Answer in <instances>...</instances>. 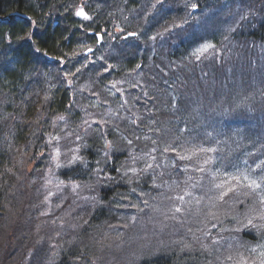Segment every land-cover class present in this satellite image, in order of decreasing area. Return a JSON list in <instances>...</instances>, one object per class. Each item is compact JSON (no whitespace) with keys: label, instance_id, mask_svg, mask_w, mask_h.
<instances>
[{"label":"trees","instance_id":"1","mask_svg":"<svg viewBox=\"0 0 264 264\" xmlns=\"http://www.w3.org/2000/svg\"><path fill=\"white\" fill-rule=\"evenodd\" d=\"M143 1L0 0V264H92L98 258L96 249H105L104 242L115 239L116 225L127 217L123 216L140 209H133L139 189L151 190L170 178L177 182L190 169L205 178L212 175L208 167L198 166L205 160L203 152L210 153L211 147L210 140L199 136L193 126L197 117L193 106L202 116L200 122L211 114L220 119L214 111L221 108V102L213 83L232 88L234 82L239 84L238 78L243 80L262 65L264 10L259 11L264 0H180L175 2L177 11L172 4L158 19L145 14L147 7L154 9L162 1L172 0ZM238 1L241 7L232 28L195 31L179 38L180 32H185L180 26L195 28L206 10L212 11L207 14L212 22H229L232 14L224 18L225 12L235 11ZM114 2L119 9L112 6ZM80 10L89 19L82 18ZM12 11L29 18L12 15ZM128 12H133L131 21ZM145 20L150 23L145 25ZM118 26L124 35L135 33L129 40L119 38L132 44L120 48L119 58L85 64L82 51L96 39L90 32L113 31ZM46 54L55 57L54 62ZM59 59L65 61L66 72ZM124 70L129 78L118 79ZM76 71V78L104 99L109 98L107 86L119 89V100L114 96V101L120 109L108 111L102 98L98 105L91 99L82 102L84 96L74 91L66 74L75 78ZM51 77L54 81L50 83ZM232 92L224 100L227 106ZM191 95L202 107L194 104ZM255 98L258 102H253V107L263 110L264 93ZM94 104L104 112L91 118L96 124L88 126L87 137L81 114L95 111ZM249 118L248 110L236 109L221 124L229 133L232 126L240 127L243 139L251 140L261 130L251 127ZM68 124L85 137L79 140L76 132L62 129ZM228 144L221 138V146ZM251 148L253 154L264 155L258 143ZM239 161L237 166L243 162ZM182 164L188 165L186 170L181 169ZM237 168L232 171L233 181ZM246 169L248 175L256 176L257 167ZM222 177L231 179L228 174ZM242 184L237 190H247L256 203L247 196L229 209L230 198L225 194L215 208L219 214L229 212L223 221L205 217L191 230L176 234L180 237L166 235L177 241V246L138 264H219L216 254L225 264H264V187L252 193L247 179ZM91 187H95L93 191ZM124 193L133 196L126 207L123 204L129 198ZM92 198L99 200L101 207L78 206L67 214L75 204H89ZM124 209L126 214H121ZM14 213L20 214L18 218L23 215L19 219L23 224L7 225ZM62 213L66 220L54 221L53 217ZM61 222L76 231L61 239L63 233L53 228ZM205 243L212 247L229 243L232 247L211 254L200 248ZM183 244L191 247L179 252ZM227 252L231 255L225 258L222 254Z\"/></svg>","mask_w":264,"mask_h":264},{"label":"rangeland","instance_id":"2","mask_svg":"<svg viewBox=\"0 0 264 264\" xmlns=\"http://www.w3.org/2000/svg\"><path fill=\"white\" fill-rule=\"evenodd\" d=\"M145 1V0H144ZM143 1V2H144ZM179 3L180 0H172V1H162L159 6H153L151 8L150 6L147 7V10L145 12L146 15H151L153 18L158 19L161 18V14L165 12V9L173 4V8L175 11L178 10L177 3ZM151 2V1H150ZM114 8L117 4L116 2L111 3ZM150 4V3H148ZM153 4V2H151ZM191 5H194L193 2H191ZM241 7L240 1H238V4L235 6V11L231 12V10H227L225 13L224 18L230 16V20L227 23H220L216 19V23L212 22L210 18H208L207 14H211L212 11H205L203 18H200L198 22L194 27H186L185 25H181L183 32H180V39H184V36H188L190 34H194L196 31L197 33H206V31H215L218 29L223 28L226 26L227 30L232 28L231 24L235 22L236 18L239 16V9ZM116 9H119L118 7ZM264 10V7L260 9V13ZM133 12H128L129 21H131L130 17H134L132 14ZM180 15V14H179ZM177 19H179L177 16H175ZM181 17V15H180ZM86 19H89L86 18ZM145 20L144 24L147 25L148 22ZM139 23V22H137ZM136 23V24H137ZM185 24V23H184ZM228 24V25H227ZM178 26V25H177ZM121 27L118 26V28L113 29V31H110V35H107L103 38L102 42H100V45L95 43L97 50L94 55L89 56L84 54L83 55V62L85 64H92L97 63L98 61L106 60L109 62L112 59H115V56L118 57L120 52V48L125 46V44H128L127 46H130L132 42H123V40H119L120 36H123L124 34L120 33ZM164 30V29H162ZM225 30V29H224ZM124 32V30H123ZM132 32V31H130ZM173 32V31H171ZM109 34V33H108ZM129 34V33H128ZM131 37V36H130ZM126 38V39H125ZM124 40H129L130 38L125 37ZM90 46H86L83 49V53L88 49ZM200 48V47H199ZM197 48L198 51L200 49ZM105 52V53H104ZM120 57V56H119ZM118 57V58H119ZM60 66H63L66 72V63L63 59H59ZM64 63V64H62ZM108 68V67H107ZM106 68V69H107ZM113 68V66H111ZM82 73H84V68L81 69ZM57 72V69H56ZM90 72V71H88ZM86 73V72H85ZM248 73V72H247ZM40 75L44 76V73H39ZM68 77L73 78L70 76V72L66 73ZM78 74H81L78 72ZM249 76L245 75L243 76V80L240 78L237 79L239 82L238 85H235L234 87H228L223 83L224 85H220L217 82L213 83V86L216 88L215 93H218V101L221 102V108L216 111V108L214 111L218 114L217 119L213 117L211 114L210 118L202 120L200 122V117H202L200 114L197 113V108L193 106V113L197 117L193 119L194 121V128L198 130V135L203 136L205 140H210V147H211V154L207 152H203L202 157L205 158V160H201V162L198 163L199 168H209L212 170V175L208 176L206 180L203 179V174H195L192 175V171L186 175V177H182L180 179V184L178 185L179 190L181 192L180 198H177L174 196V193H177L178 189L175 187V190L172 191L170 187H165L164 185H158V187H155L153 189H147L146 191L138 190L139 194L135 196V201L133 202V196L130 194L124 193V196L126 198H129L126 200V202L123 204L125 207L131 205L133 202V209L140 207L138 212L135 214H127L124 215V218L122 221H120V224H117L116 227H119V230L116 232L115 239H107L104 243H106L103 247H106L105 249H96L95 255L97 254L98 258L95 259L94 263L92 261V264H138L145 258H149L151 256H159L162 253H170L172 248H175V245L177 241L175 240H169L167 237L175 236L176 234H182L187 232L188 230H191V228L194 226L198 219L204 220L205 217L207 219H217L220 222L223 221V219L226 217L229 212L223 211L222 214H219L218 211L215 210L217 207V201L219 198H222L225 194H228V203L227 208L232 209L236 208V206L243 202L244 198L247 196H250L252 198V195L249 194L247 190H242L241 192L237 190L238 186L243 183L244 180L247 179L249 189H251V192L253 193V190L261 189L264 187V177L262 176L264 174V155L263 154H253L254 150H252V146L255 143H258V145L262 146V150L264 151V109L261 110V107L258 106L257 108L253 107V102H258V99H256V95L263 96L264 93V62L258 69H252V71L249 72ZM37 74V76H40ZM229 75V74H228ZM75 79L74 81V91L76 90L77 93L81 94L83 97L82 102H87L90 99L94 101L96 105L99 104L100 98L104 100V107L108 109V111H111V109L114 110V107L120 109L118 104L116 105V102L114 101V96L118 97L116 94L119 89L116 88H110V86H107L106 89L109 92V98L104 99L100 94L97 92H94L92 89H89V86L86 85L87 82L82 83L83 81L80 80V78L77 77V73H74ZM129 75L122 76L121 78H129ZM230 77V76H229ZM54 78V77H53ZM53 78H50V83L53 82ZM115 79V78H114ZM115 80L112 81V83ZM57 82V81H56ZM77 84V85H76ZM110 84V83H109ZM115 84V82H114ZM108 85V83H107ZM116 85V84H115ZM220 85V86H219ZM219 86V87H218ZM88 87V88H87ZM88 91V92H87ZM233 91V92H232ZM232 92L231 98L228 100L231 102V104L226 105L224 100H226L227 95ZM86 93V94H85ZM214 93V96L216 94ZM87 95V96H86ZM240 96V97H239ZM79 97V96H77ZM191 98L194 100V104H199V101L197 98L193 95H191ZM201 98V97H200ZM81 99V97H79ZM235 99H238V101L235 103ZM119 100V97H118ZM81 102V103H82ZM235 103V104H234ZM95 104L93 107H95ZM198 106V105H197ZM202 107V105H200ZM97 108V107H95ZM86 108H80V111L83 110L85 112ZM236 109H245L248 110L250 113V126L256 127L257 129L261 131L255 132V137L251 140L243 139V129H240V127L235 126L231 127V132H227L223 130L221 121L223 119H226L227 117H231L232 114H234V111ZM104 109L102 107L95 109V111H89L87 113H82V121H80L82 125V129L86 131V136L88 137L90 135V129H88V126L91 124H96L93 121H90L91 118H94L95 115L99 114L100 112H104ZM213 111V112H214ZM116 112H118L116 110ZM107 113V112H106ZM84 114V115H83ZM200 115V116H199ZM106 116H110V112L106 114ZM118 117V116H117ZM120 120L124 119L123 115L119 117ZM197 119V121H196ZM217 119V120H214ZM90 122V123H89ZM196 122V123H195ZM80 125V126H81ZM72 125L68 124L66 125V128L62 129H69L68 131H74L77 135H79V131L71 130ZM84 136L79 135V140L82 139ZM221 138L226 139V141L229 143L227 146H221ZM120 142V141H119ZM118 142V143H119ZM120 146V145H118ZM245 147L244 149H242ZM165 149V146L164 148ZM29 155V153H28ZM181 158L182 155H179ZM243 160L242 164L240 166H237V163L239 160ZM28 160V157L25 159V162ZM57 160V156H56ZM188 164L187 162H185ZM240 163V161H239ZM31 164L30 162L27 163ZM166 164V163H165ZM186 164H182V168L186 170L187 166ZM25 165V164H24ZM164 165V164H163ZM160 165V166H163ZM257 165V166H256ZM241 166L244 167V169H241ZM247 166H254L257 167L256 176L255 175H248V173L245 171L247 170ZM234 167H238L235 174L237 178L233 181L232 177L234 176L232 174V171L234 170ZM242 167V168H243ZM259 167H262L259 169ZM31 167H29L30 169ZM252 168V167H251ZM253 169V168H252ZM228 174L230 175L231 179L225 180L223 179L222 175ZM242 176L244 179L240 178ZM233 181V184H232ZM255 181L256 184L259 185V187L253 186L252 182ZM243 185V184H242ZM95 187H91L92 191ZM178 192V193H180ZM235 194V196H234ZM132 196V197H131ZM235 198H234V197ZM131 197V198H130ZM140 197V198H139ZM233 197V198H232ZM96 198V197H95ZM92 198L90 200L94 201L90 204L88 203H82V204H75L72 211H70L67 214H72L74 210L79 206L78 209H83L89 205L93 208L95 205L97 208L102 203ZM125 198V199H126ZM253 203H256L255 200L252 198ZM97 202V203H95ZM177 210H182V214H177ZM126 214V210H123V213ZM16 215H20L19 213H14L10 215V219L7 221V225H12L13 227L18 224H23L19 219L23 217ZM121 216V215H120ZM55 218L54 221H61L66 220L65 213H62L61 216L59 215ZM5 225V226H7ZM67 224L61 222L60 226L54 225V229L56 231L63 233L62 237L68 236V234L73 233L76 231V229L73 228L70 229V227H66ZM28 231V230H26ZM29 232V231H28ZM109 235H106L104 238H106ZM175 237H180L176 235ZM193 237H196V235H193ZM192 237V238H193ZM165 238V239H164ZM194 238L192 240V243L194 244ZM203 252L206 253H213L214 251L218 250L220 253L224 251V248L230 249L232 247V244H225L222 247H212L211 245H208L205 243V245H199ZM227 246V247H226ZM181 249L179 252H183L184 250L188 251L190 249L189 246L181 245ZM223 253L222 255L226 256L225 258L229 257L231 255L229 252ZM216 260L219 262V264H225L224 261H222L221 257L214 256ZM79 261V260H78ZM81 261V260H80ZM77 264H84V262H79ZM87 264V263H85Z\"/></svg>","mask_w":264,"mask_h":264},{"label":"snow or ice","instance_id":"3","mask_svg":"<svg viewBox=\"0 0 264 264\" xmlns=\"http://www.w3.org/2000/svg\"><path fill=\"white\" fill-rule=\"evenodd\" d=\"M193 7H195V5H193ZM79 15H85V18H87L86 17V14L85 13H83V11H81L80 13H78ZM252 184H253V186H255V187H259V185L258 184H256V182L255 181H253L252 182Z\"/></svg>","mask_w":264,"mask_h":264},{"label":"water","instance_id":"4","mask_svg":"<svg viewBox=\"0 0 264 264\" xmlns=\"http://www.w3.org/2000/svg\"><path fill=\"white\" fill-rule=\"evenodd\" d=\"M16 15H19V14H21L22 16H25V17H27V18H29V16L27 15V14H23V13H18V12H16L15 13ZM100 40H101V36H100ZM91 49H89L88 51H87V53H89V51H90ZM52 60H53V58H51Z\"/></svg>","mask_w":264,"mask_h":264},{"label":"bare ground","instance_id":"5","mask_svg":"<svg viewBox=\"0 0 264 264\" xmlns=\"http://www.w3.org/2000/svg\"><path fill=\"white\" fill-rule=\"evenodd\" d=\"M15 13H16V12H14V11L11 12L12 15H16ZM20 15H21V14H20ZM18 16H19V15H18ZM46 55H47V57H50V58L56 59L55 57H52L51 55H48V54H46Z\"/></svg>","mask_w":264,"mask_h":264}]
</instances>
